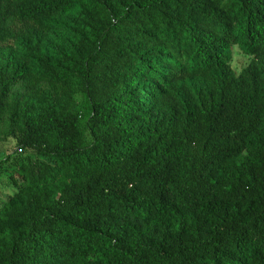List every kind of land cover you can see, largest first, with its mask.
<instances>
[{
    "label": "trees",
    "instance_id": "obj_1",
    "mask_svg": "<svg viewBox=\"0 0 264 264\" xmlns=\"http://www.w3.org/2000/svg\"><path fill=\"white\" fill-rule=\"evenodd\" d=\"M2 127L0 264H264V0H0Z\"/></svg>",
    "mask_w": 264,
    "mask_h": 264
},
{
    "label": "rangeland",
    "instance_id": "obj_2",
    "mask_svg": "<svg viewBox=\"0 0 264 264\" xmlns=\"http://www.w3.org/2000/svg\"><path fill=\"white\" fill-rule=\"evenodd\" d=\"M65 18L64 21H67ZM65 26V24H63ZM48 44L53 52H59L61 49L66 48L70 44L68 34L64 30H60L57 33H50L48 35ZM233 71L238 74L243 68H245L251 58L245 56L238 48L231 49ZM42 92L50 91L47 84H42ZM4 128H0V205L3 201L12 196L18 189L19 180L17 174L7 167V164L3 163L7 158H11L12 161L17 158H26L30 156L35 158L37 156L30 152H21L16 150V140L14 138L5 137Z\"/></svg>",
    "mask_w": 264,
    "mask_h": 264
}]
</instances>
